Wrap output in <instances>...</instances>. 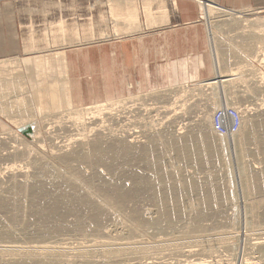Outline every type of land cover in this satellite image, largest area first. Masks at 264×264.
I'll return each instance as SVG.
<instances>
[{
  "label": "bare ground",
  "instance_id": "1",
  "mask_svg": "<svg viewBox=\"0 0 264 264\" xmlns=\"http://www.w3.org/2000/svg\"><path fill=\"white\" fill-rule=\"evenodd\" d=\"M195 1L199 3L202 15L213 18L219 17V20L215 18L213 21L215 22L216 20L224 25H234V29L232 30H235V34L234 36L232 34V38L228 42L224 41L225 43H223L216 35L214 29L209 32L202 28L201 40L197 42L199 37H197L198 34L196 33L192 37L193 42H191L189 32H183L184 35L179 36V38L184 37L185 42L189 46L187 52L192 53V55L191 59L187 60L186 63L190 68L180 74L178 71H174L168 76H144V70L138 72V69L130 66L122 72L113 63V66H110V74V70L108 71L103 67L104 62L100 63L101 65L99 64V66L95 63L90 64L95 58V55L92 53L98 50H91L89 47L71 49L69 52L57 53L50 55L48 58L29 56L23 60L16 57L0 59V94L4 92L10 94L11 91H14L16 93L15 96H17L16 99L11 102L9 101L11 106L8 105L9 107L5 106V108L0 106V112H11L9 116L11 121L13 120L12 115H21L26 118L25 120L30 119L32 125H34V127L32 125L30 127L33 129L34 135L31 136V134L25 133L33 140H30L28 137H13L9 133H7L9 135L7 137L1 136L4 139L0 138V161L13 162H5V169H13L14 171V168L18 169L19 167L20 170H18L23 176H26L28 171L33 169L29 181H26L27 179L14 181L12 185L5 189H0V209L13 211V218L11 216L5 222L4 218V220H0V246L1 244L21 246V244L24 245L25 243H53L62 239L60 236L67 235V233L72 237L79 236L83 232L84 224L88 220L94 223L95 230L93 231H97L103 218L106 217L110 221L116 214L118 215L120 212L125 211L130 202L133 203V201L147 198L154 202L156 211H150V214H147L145 219L137 220L138 224L133 223L131 225L132 223L129 224L128 220L123 219L125 224H129L127 228V224L125 227L122 226V228L118 225V222H121L122 219L119 221L120 219L114 218L115 224H113V228L116 234H106V240L109 242L147 241L151 237V234L144 232V228L148 226L155 227L159 232L167 228L172 229L173 231L171 232L170 230V233L176 235L179 233V231L175 233L178 230L177 221L184 216L182 208L179 207L177 202L181 198L191 194L195 195L200 203L197 209H192L194 210V215L192 214L193 221L183 233L199 235L207 233L209 227L201 224L200 220L205 219L209 214L207 206L212 201H215L216 204L218 203L219 206L224 201L223 197L220 196L223 186L222 179L218 177L208 178L207 187L203 189L201 184L193 178L183 177L180 179L178 171L185 164H197L199 167L205 168L217 166L223 160L221 148L218 147V139L213 134L215 129L213 127L214 131H212L209 128L212 108L204 110L203 115L199 118V122L189 125L187 128L182 126L172 129L171 125L167 124L162 128L159 125L160 129L158 130L154 128L156 125H149L143 130V134L146 136L145 141H141L135 136L130 137V143H126L123 136L119 132L114 131L99 132L92 135L89 133H78L72 137L70 136L71 138L69 137V142H66L67 144L55 143L53 139L54 135H52L55 122L53 121L52 124V122H49L52 118L48 119V116L53 117L50 111L56 105L70 106L71 104H83L82 107L84 109L79 113L80 115L76 116V119L81 121L86 116L85 114L95 113L94 111L92 113L91 111L89 112L88 108H86L87 105L97 104L100 101H105L104 107L100 109L96 108L95 111L99 110L97 111L99 114L104 113L105 116L111 118L113 117L112 108L114 104H119L120 97L124 94H130V90L132 89L145 88L151 95L162 94L163 96H168L173 92H180L178 90L175 91V88L179 85H183V88H185V84L191 79H203L200 83L204 81V84L207 86L213 87L219 85L223 88L225 86L237 85L238 82H246L247 79L244 80V78H246L247 74L245 73L248 71V75H251L252 78L248 79L251 82L247 92L251 96H259V98L257 97L258 102L255 103V106L250 107L254 110L252 114V111H249L246 105L244 108L243 105L235 106L240 111L242 120L238 129L230 131L229 133L231 134H228V136L233 135L232 138H236L234 132L238 131L237 141L239 143L243 144V142L248 143V141H253L257 147H264V71L257 68L254 63L260 60L264 61V15L245 17V11L233 12L212 0ZM143 3L142 12L147 20V25L155 26L158 23L169 21L165 7L155 15L152 12L150 0H143ZM173 3L177 7L176 0H173ZM111 14L117 21L115 24L116 29L122 34L134 31V29L136 30L140 27L139 16L141 13L138 4L134 0L111 3ZM253 14H256V12H253ZM186 28L179 29L177 32L185 31ZM208 33H210L211 39ZM175 35L176 32L171 31V33H165L161 42L157 40L155 44L144 45L145 59L151 58L150 54L153 51L156 57L158 52L156 50L157 47L166 46L173 42H180ZM146 37L136 38V40L145 39ZM208 38L210 41L212 40L213 46L209 45ZM170 39L171 42H169ZM192 43H196L197 49L194 48L195 46ZM225 49H232L233 53L242 59L241 65L231 69L222 68L224 61L222 50ZM57 57L62 62V65L57 67L58 69L53 68L49 62L51 59L56 61L55 58ZM182 64V62L178 63V65ZM25 65L28 72L22 73V67ZM42 67L49 68L51 73L54 70L56 74H51L47 78L45 76L44 78L48 83L47 87L39 91V82L37 83L35 78L36 74H39L40 70L43 69ZM155 68L165 72L169 70L170 65L161 63ZM34 73L36 74L33 75ZM136 74L143 77L139 78V82L143 83L146 81L144 87H134L137 83L134 81L136 80L134 76ZM130 80L129 85L132 88H127L124 85L126 84L125 81ZM28 83L32 85V88L27 87ZM21 96L23 97L20 98ZM177 97L175 96V98ZM112 102L113 104L111 105ZM214 102V99H212V103H210L212 104L211 107H215ZM95 107L94 105V109ZM165 107H168V105ZM68 115L70 120L72 113ZM57 119L56 121L60 122ZM30 120L28 121L30 122ZM42 122L44 127H42L43 124L41 125ZM65 122L58 123V126L67 129L75 125L72 122L71 125H67L64 124ZM29 125L30 123L27 126ZM77 125L80 126L79 124ZM94 129L91 127V130ZM46 140L53 142L51 144V152L54 155V158L52 157L53 160L49 159L43 150V153L41 152V149L46 147ZM167 159H176L178 166L176 167L177 169L175 168V172H166L163 164ZM19 161H25V164L23 166L17 164ZM55 162H59L70 169L71 171L68 170L70 174L66 172L67 170L57 166ZM246 162L248 163V161ZM82 164H85L89 170L85 172L86 169L84 170ZM102 166L109 171L110 177L104 178L102 176L103 173L100 170ZM242 171L244 174L241 173L244 175L249 188L253 190L261 187L259 180L261 175L264 177V170L258 166L251 167L248 163L243 165ZM129 180H131V184H128ZM177 181L178 185L176 184ZM263 187L264 184L262 185ZM262 190L264 191V188ZM27 204V209L22 210V205ZM69 215L76 216V221L68 223L66 217ZM123 222L121 223L123 224ZM15 224H18L19 227L17 228ZM31 226L35 229L29 233L28 230ZM124 228H126L125 231ZM216 228L218 232L227 230L223 223L217 225ZM19 230L24 232L19 233ZM213 239L208 238L207 243L201 250L212 252L211 242ZM62 241L65 242V239H62ZM90 241H97V237L91 238ZM226 241L224 242L226 243ZM161 248L160 246L144 247L141 245V247H123L116 250L104 249L102 251L104 257L106 256L105 260L100 262L82 260L80 264H111L108 255L112 253H116V255L135 254L137 258H145V261H139L138 264H161L160 260H154V257L149 255V252L151 253ZM182 248L180 245H178V248L175 245L173 250L177 251L180 249L183 251ZM249 248L264 255V241L257 240L251 242ZM186 252L193 254L194 251L187 250ZM73 255L71 254V256ZM65 256L66 254L64 255L63 252H51L42 247H31V249L28 247L25 249L22 246L10 251L0 249V264H45L44 262L48 259H61ZM155 259L159 258L156 257ZM247 260H250V258ZM252 263L257 264L258 262H252L251 259ZM262 264H264V261Z\"/></svg>",
  "mask_w": 264,
  "mask_h": 264
},
{
  "label": "rangeland",
  "instance_id": "2",
  "mask_svg": "<svg viewBox=\"0 0 264 264\" xmlns=\"http://www.w3.org/2000/svg\"><path fill=\"white\" fill-rule=\"evenodd\" d=\"M124 1L125 0H0V59L16 57L23 60L29 56H41L48 58L50 55L69 52L71 49L89 47L91 50H98L95 53H92L95 55V58L92 62H90V64L95 63L99 66L100 63L104 62L103 67H105L108 71L113 63L117 69L122 72L130 66H133L135 69H138V72L144 70V76H168L174 71H178L180 74L190 68L186 63L187 60L191 59L192 53L187 52V50H189V46L185 42L184 37L179 38V36L184 35L183 32H189L191 42H193L192 37H194V34L196 33L198 34L197 37H199L197 42L201 40L202 28L209 32L214 29L216 31V35L223 43L228 42L232 38V34L233 36L235 34V30H232L234 29V25H224L221 22H217L216 20H219V17H215L216 20L214 22L213 20L215 18L202 15L201 7H199V3L195 0H176L177 7L174 6L173 0H150L152 3V12L155 15L165 7L169 17L168 22L158 23L155 26L147 25V20L142 12L144 4L143 0H134L136 4H138L141 13L139 16L140 27L136 30L134 29V31L122 34L116 29L115 24L117 21L111 14V3H121ZM212 1L217 2L218 5L226 8L227 10L230 9L233 12L241 10L245 11V17L264 15V0ZM253 12H256V14H253ZM213 25L215 26L213 27ZM182 28H186L185 31L177 32V30ZM171 31L176 32L175 36H177V39L180 42H173L166 46L157 47V56L155 57V53L153 51V53L150 54L151 58L145 59L146 55L143 51L144 45H151V43L155 44L157 40L161 42L165 33H171ZM208 35L211 39L210 33H208ZM219 35L227 39H224ZM145 36H147L145 39L142 38L140 40H136V38ZM209 38V45L213 46L212 40L210 41ZM169 42H171V39ZM196 43H192V45L195 46ZM194 48L197 49L196 46ZM222 58L224 60L222 68L224 69L236 68L238 65H241L242 59L235 55L232 49L222 50ZM55 59L56 61L52 59L48 61L53 68L55 67L58 69L57 67L62 65V62L58 60V57ZM179 62H182L183 64L178 65ZM161 63L170 65L169 70L165 71L167 73L155 68ZM254 63L257 68L264 71V61L260 60L255 61ZM25 71L28 72L26 65L22 67V73H25ZM247 72L248 71L245 73L247 76L244 78V80L247 79L246 82H238L237 85L225 86L223 88L219 85H215L213 87L207 86L204 84V81L200 83L203 79H191L187 81L188 84H185V88H183V85H179L175 88V91L178 90L180 92H173L171 93L172 95L169 94L168 96H163L162 94V96L159 94V96L156 94L151 95L145 88L132 89L130 90V94H124L120 97L121 104H114L112 108L114 111H112L113 117L111 118L105 116L104 113L99 114V112H97L99 110L95 111L96 108H103L105 101H100V104L93 103L89 104V106L87 105L86 108H88L89 112L91 111L92 113L94 111L95 113L90 114L87 111L90 115L85 114L86 116H84V119H81V121L76 119V116L80 115L79 113L84 109L82 107L83 104H71L70 106L56 105L52 107V110L50 111L53 117L48 116V119L52 118L49 122H52V124L53 121L55 122L52 129L54 142L67 144L69 142V137L78 133H89L92 135L99 132L106 133L112 131L119 132L123 136L126 143H130V137L135 136H137L139 140L145 141L146 136L143 134L145 127L154 124L156 125L154 128L159 130L163 126L170 124L172 129L182 126L187 128L189 125L199 122V118L203 115L204 110L208 108H212L210 112L211 122L209 128L214 131L212 118L215 111L218 110L220 106L243 105V108L247 106L249 111H252L251 114L253 113L254 110L250 107L255 106V103L258 102L257 97L259 98V96L256 97L248 94L247 90H249L248 86L251 82L249 80L252 76L248 75ZM54 73V70L51 73L49 68L44 67L40 70L39 74H33H36V82H39V91H42L47 87L48 83L45 78ZM134 76L136 77V80L134 81L137 82L134 87H144L146 81L143 83L139 82V78L142 76L139 74ZM253 79H255V77H253ZM125 82L126 84L124 85L127 86V88H132V86L129 85L131 80ZM27 87L32 88V85L28 83ZM15 95L16 93L14 91H11L10 94L5 92L0 94V106H3V108H5V106H11L10 102L17 98ZM175 96H178V99L175 98ZM22 97L23 96L20 98ZM212 99L215 101V107H211L212 104L210 103H212ZM112 104L113 102L111 105ZM94 105L96 106L95 109ZM167 105L168 107H165ZM173 106L174 108H172ZM69 113H72L70 120L68 115ZM10 114L11 112H0V138H2L1 136H9L7 135V133H9L13 137H28L30 140H33L30 136H28V134H31V136L34 135L32 132L33 129L30 128L32 125L31 120H25L26 118L17 114L12 115L14 121H11L9 118ZM56 118H58L57 120H60V122H57ZM62 118L63 120H61ZM28 120H30V122ZM61 122H65L64 124L67 125L74 123L75 125L71 126V128L63 129L58 126V123L60 124ZM29 123L30 125L27 126ZM42 124L43 122L41 125ZM32 126L34 127V125ZM42 127H44V124ZM91 127L95 129L91 130ZM234 133L236 138H232L233 135H221L215 131L213 132L218 139V147L221 148L223 154L222 158L224 160H222L217 166L201 168L197 164L190 163L182 165L178 171L180 179L183 177L193 178L201 184L203 189L207 187L208 178L218 177L222 179L223 186L220 196L223 197L224 201L220 203V206L218 203L216 204L215 201H212L207 206L209 214L205 219L200 220L201 224L209 227V230L205 234L199 235L193 233H183L188 228L187 226H189L193 221L194 210L192 209H197L200 203L199 199L195 195L191 194L181 198L179 202H177L179 207L182 208L184 216L177 221L178 230L176 229L177 231H175V233L178 231L179 233L176 235L170 233V230L171 232L173 231L172 229L167 228L168 230L164 229L165 231L163 230L162 232H159L155 229V227L148 226L147 228H144V232L151 234V237L148 238L147 241L132 240L109 242L106 240V234H116L113 228V224H115L113 221L114 218L118 220L120 219L119 221L122 219L121 222L126 219L129 224L132 223L131 225H133V223L138 224L137 220L145 219V216L150 214V211H156V205L154 202L147 198L137 200L135 202L133 201V203L130 202L125 211L120 212L118 215L116 214L117 216L115 215V217L110 221L106 217L103 218V221L99 225L100 227L97 228V231H93L95 230V227L93 226L94 223L91 220H88L84 224L83 232L79 236L72 237L68 235V233L67 235H61L60 238L65 239V242L62 241V239H59L56 242H48L45 244L25 243V246L22 244L21 246L1 244L0 249L10 251L22 246L25 249L28 247L29 249H31V247H42L43 249H47V251L57 253L63 252L64 255L66 254V256L61 259H48L44 262L45 264H80L82 260L100 262L106 258V256L104 257L103 255L104 249L116 250L123 247H141V245L144 247H162L161 249H158L159 251L155 250L156 252H149V255L154 257V260H160L161 264H251V259L252 262L257 261V264H262L264 261L263 253L256 252L253 249L251 250L249 245L251 242L257 240L264 241V224H262L264 223V191L262 190L264 188H262V185L264 184V177L261 175L259 180L261 187L252 190V188L248 187L249 185L244 179V173L242 170L243 165L248 163L251 167L258 166L264 170V147H257L253 141H248V143L243 142V144L239 143L237 141L239 133L238 131ZM4 137L2 139H4ZM49 141L51 140L45 141L46 147L41 149V152L43 153L44 151V154H47L48 158L52 159V157L54 158V155L51 152V144L53 142ZM48 145L50 146V149ZM245 160L248 161V163ZM5 162L0 161V189H5L6 187L12 185L14 181H23L26 179V181H29L33 169L29 170L26 176H23L19 172V167V170L14 168L15 172L13 169H8L9 171L5 169ZM6 163L13 162L7 161ZM55 163L57 166L67 170L66 172H68V170L71 171L61 163ZM17 164L23 166L25 161H19ZM163 165L165 166L167 173L175 172V168L178 166L176 159H167ZM82 167L84 170L86 169L85 172L89 170L85 164H82ZM100 170H102V176L104 178L111 176L109 171L104 166L100 167ZM68 174H70V172H68ZM131 183V180H129L128 184ZM176 184L178 185V181ZM27 207L28 204L22 205V210L27 209ZM12 213L13 211L11 210L5 211L0 209V220L5 219V222L6 220H9L11 216V218H13ZM66 221L68 223H72V221H76V216L69 215L66 217ZM121 222H118V225L121 228L122 226L125 227L126 224V228L129 226L128 223L125 224L123 222V225ZM221 223L225 224L227 230L225 229L218 232L216 226ZM15 226L17 228L19 227L18 224H15ZM126 228H124V231ZM34 229L35 228L31 226L28 232H33ZM18 232L22 233L24 231L19 230ZM93 237H97V241L91 242L90 239ZM208 238H214L211 242L212 252L214 253L208 250H201L207 243L206 241ZM224 241H226V243ZM175 245H177V248L178 245L183 247L182 249L184 252L180 249V251L173 250ZM187 250H193L194 252L193 254H188L186 252ZM71 254L74 255L71 256ZM135 256V254L116 255V253H112L108 255V259L111 261V264H138L139 261H145V258H137ZM156 257L159 259H155ZM246 258H250V260H247Z\"/></svg>",
  "mask_w": 264,
  "mask_h": 264
},
{
  "label": "built area",
  "instance_id": "3",
  "mask_svg": "<svg viewBox=\"0 0 264 264\" xmlns=\"http://www.w3.org/2000/svg\"><path fill=\"white\" fill-rule=\"evenodd\" d=\"M214 129L217 133L231 134L230 131L238 129L241 123V113L235 106L218 108L214 113Z\"/></svg>",
  "mask_w": 264,
  "mask_h": 264
}]
</instances>
